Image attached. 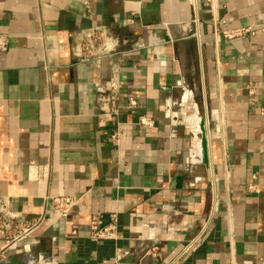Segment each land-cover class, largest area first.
<instances>
[{"label":"crops","instance_id":"crops-1","mask_svg":"<svg viewBox=\"0 0 264 264\" xmlns=\"http://www.w3.org/2000/svg\"><path fill=\"white\" fill-rule=\"evenodd\" d=\"M0 45V260L264 264V0H0Z\"/></svg>","mask_w":264,"mask_h":264},{"label":"built area","instance_id":"built-area-1","mask_svg":"<svg viewBox=\"0 0 264 264\" xmlns=\"http://www.w3.org/2000/svg\"><path fill=\"white\" fill-rule=\"evenodd\" d=\"M255 31L250 28H239V29H225L222 31L224 37L228 39L241 37L247 34H254ZM86 43L83 44L81 53L79 56L85 61H95L100 62L102 56L111 54L115 50L114 45L111 42V37L100 27H92L87 33ZM3 45H0V49H3ZM99 49V53L96 52ZM131 105L135 104V101L131 99ZM139 124L144 127H149L152 125V121L147 117H142ZM249 190L256 189V185L252 182L248 186ZM74 206V199L72 197H55L52 199V211L49 215L48 220L55 221L60 217L67 216L72 207ZM19 217L14 213L10 207L9 203L6 201H0V237L5 236V233L9 225ZM91 235L96 239H116L118 238V232L116 227V218L113 217V221L108 225H102L101 219L99 217H93L91 220ZM197 239H195L187 249L194 247ZM155 250V248H153Z\"/></svg>","mask_w":264,"mask_h":264},{"label":"water","instance_id":"water-1","mask_svg":"<svg viewBox=\"0 0 264 264\" xmlns=\"http://www.w3.org/2000/svg\"><path fill=\"white\" fill-rule=\"evenodd\" d=\"M0 264H11L8 262V260H0Z\"/></svg>","mask_w":264,"mask_h":264}]
</instances>
